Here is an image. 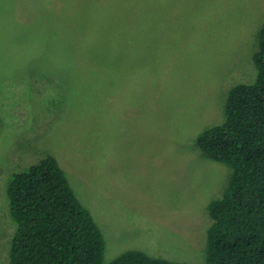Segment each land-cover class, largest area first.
<instances>
[{
    "label": "rangeland",
    "instance_id": "374dc122",
    "mask_svg": "<svg viewBox=\"0 0 264 264\" xmlns=\"http://www.w3.org/2000/svg\"><path fill=\"white\" fill-rule=\"evenodd\" d=\"M140 2L0 0V264L15 230L7 186L47 156L99 227L104 263L139 250L205 264L208 206L231 169L196 140L224 122L230 90L255 81L264 0H146L136 12ZM85 4H120L128 13L108 14L131 16L127 31L99 16L71 20L69 7ZM62 22L66 52L78 34L115 33L110 60L52 63Z\"/></svg>",
    "mask_w": 264,
    "mask_h": 264
},
{
    "label": "trees",
    "instance_id": "16d2710c",
    "mask_svg": "<svg viewBox=\"0 0 264 264\" xmlns=\"http://www.w3.org/2000/svg\"><path fill=\"white\" fill-rule=\"evenodd\" d=\"M140 1L139 6L133 7L136 12L137 8H146V0ZM69 8L71 20L99 16L110 21L111 32L127 31L130 23L131 16L122 21L117 15L109 16L108 12L128 13L121 11L120 4ZM124 8L129 10L130 6L126 3ZM69 21L70 31L73 23ZM98 29L95 27V31ZM62 30L63 36H56L50 49L54 54L52 63L92 62L94 53H100L101 62L110 60L104 49L115 33L78 34L82 41L66 52L61 46L67 39L64 22ZM33 56L38 63H46L43 49L35 48ZM253 61L255 81L233 87L225 103L224 122L204 131L196 140L212 160L231 169L222 196L208 206L211 224L206 234L205 264H264V24L258 33ZM6 192L15 222L9 242L10 264H179L139 250L124 251L104 263V237L52 156L14 175Z\"/></svg>",
    "mask_w": 264,
    "mask_h": 264
},
{
    "label": "crops",
    "instance_id": "0c3cea01",
    "mask_svg": "<svg viewBox=\"0 0 264 264\" xmlns=\"http://www.w3.org/2000/svg\"><path fill=\"white\" fill-rule=\"evenodd\" d=\"M4 21H5V19H4ZM20 21H26V20H20ZM6 22V21H5Z\"/></svg>",
    "mask_w": 264,
    "mask_h": 264
},
{
    "label": "bare ground",
    "instance_id": "6f19581e",
    "mask_svg": "<svg viewBox=\"0 0 264 264\" xmlns=\"http://www.w3.org/2000/svg\"><path fill=\"white\" fill-rule=\"evenodd\" d=\"M255 80V79H254Z\"/></svg>",
    "mask_w": 264,
    "mask_h": 264
}]
</instances>
